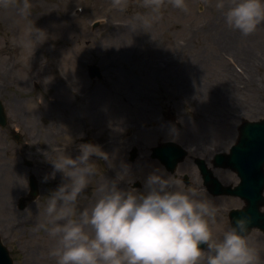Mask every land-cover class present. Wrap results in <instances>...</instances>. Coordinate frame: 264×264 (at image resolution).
<instances>
[{"label":"rangeland","instance_id":"obj_1","mask_svg":"<svg viewBox=\"0 0 264 264\" xmlns=\"http://www.w3.org/2000/svg\"><path fill=\"white\" fill-rule=\"evenodd\" d=\"M27 2L29 14L23 15L25 0H0V57L14 56L22 80L8 86L22 109L12 113L4 104L7 126L0 128V239L14 264H56L49 254L55 240L38 225L45 223L47 200L61 182L59 172L42 179L57 153L75 156L82 140L90 139L108 154L97 149L92 157L96 171L79 197L83 208L100 185L120 179L122 168L128 172L120 186L131 191L155 168L169 175L148 156L165 128L180 134L166 139L187 149L185 163L195 171L190 159L201 158L211 168L213 156L235 143L241 123L264 118V22L243 36L225 26L217 0H186V9L173 7L171 0ZM28 39L32 47L25 46ZM35 51L37 75L27 67ZM87 65L97 66L101 78L89 79ZM60 75L70 78L71 92ZM72 91L84 94L90 110L82 113L81 98ZM132 147L138 152L133 162ZM211 170L224 185L237 183L231 172ZM28 175L35 178L39 197L15 209L28 189ZM190 179L191 185L176 187L197 188ZM205 192L218 208L210 227L219 236L229 224V210L243 204ZM248 238L264 264V233L253 230Z\"/></svg>","mask_w":264,"mask_h":264},{"label":"clouds","instance_id":"obj_2","mask_svg":"<svg viewBox=\"0 0 264 264\" xmlns=\"http://www.w3.org/2000/svg\"><path fill=\"white\" fill-rule=\"evenodd\" d=\"M171 3L178 9L187 7L186 0ZM215 6L225 26L243 36L264 22V0H217ZM29 10L25 0L22 14ZM149 22L145 20V26ZM25 46L32 47V40ZM77 147L75 156L65 151L49 159L52 171L42 177L47 181L61 174L44 208L45 223L38 225L55 240L49 254L56 264H200L202 258L205 264H260L259 251L247 235L250 215L234 217L214 236L210 225L216 222L218 208L205 190H181L159 168L147 174L138 191L120 186L128 172L122 168L120 179L100 185L95 199L78 208L96 171L92 157L99 154L97 149L103 151L92 143Z\"/></svg>","mask_w":264,"mask_h":264},{"label":"water","instance_id":"obj_3","mask_svg":"<svg viewBox=\"0 0 264 264\" xmlns=\"http://www.w3.org/2000/svg\"><path fill=\"white\" fill-rule=\"evenodd\" d=\"M135 0H129L134 2ZM90 78H101L98 67L89 66ZM6 125V117L0 103V127ZM18 140V136H15ZM153 158L158 159L164 167L173 172L176 164L183 160L186 152L174 143H166L159 148L153 149ZM135 154L131 153L132 161ZM196 164L201 173L203 183L208 192L213 196H232L241 199L245 206L241 210L230 211L228 218L234 222L233 218L240 215H250L251 224L249 232L258 229L264 233V119L257 122H243L238 128V138L236 143L230 148L228 153L216 154L214 164L216 167L229 168L236 173L239 178V184L232 188L223 186L216 178L213 177L210 170L207 169L203 160H196ZM28 167L30 162H26ZM29 188L31 199L37 197L38 188L33 176L29 177ZM22 208V207H21ZM206 248V245H200ZM0 264H13L7 248L2 244L0 239Z\"/></svg>","mask_w":264,"mask_h":264},{"label":"flooded vegetation","instance_id":"obj_4","mask_svg":"<svg viewBox=\"0 0 264 264\" xmlns=\"http://www.w3.org/2000/svg\"><path fill=\"white\" fill-rule=\"evenodd\" d=\"M16 47L19 49V42L18 41H16ZM36 50H37V48H36ZM36 52V54H32L30 57H29V60H28V63H27V67L30 69V70H32L31 72H33L34 74H36L37 75V72H38V67H37V63L39 64V57H37V51H35ZM10 59H7L6 60V58H5V56H3V57H0V101L2 102V105H3V107H4V104H6L7 106H8V110L10 111V112H12V113H18L19 112V110H21L22 109V107H20V105H19V101H18V99L16 98V97H10V92L8 91V86H9V84H19V86H20V83H22L21 81V78L17 75V71H16V69L19 67H17L16 66V68H15V59H14V56H10L9 57ZM86 69H87V72H86V74H87V76H88V78L90 79V77H89V72H88V65H87V67H86ZM41 72H42V70H41ZM34 74H32V75H34ZM39 74V73H38ZM66 76V75H65ZM64 76V77H65ZM60 77L63 79V77L60 75ZM45 80H46V77H45ZM66 80V83H67V86H66V88L67 89H69L70 90V92H71V90H72V88H71V86H72V83H71V81H70V78H64L63 79V82ZM53 83H55V82H53ZM61 83V82H60ZM50 84H51V82H50ZM62 84V83H61ZM82 86H84V85H82ZM75 93V91H72V93ZM80 92H82V91H80ZM84 92V91H83ZM83 93L81 94V93H75V96L76 97H78V98H81V101H80V108H82V113H84V112H86V110H85V104H84V101H82L83 99ZM3 100V101H2ZM17 102V104H13V102ZM4 111H5V114H6V116H7V113H6V109H5V107H4ZM165 130V133H164V131H163V133H160L157 137H156V139H155V141L156 140H159V139H161L160 140V142H153V146H151V148H150V150H149V154H148V156H149V158H150V160H152V161H155L154 159H152L151 158V150L153 149V148H155V147H158V146H160L161 144H163V143H166V142H175V143H177L176 142V139H172V140H167L166 139V137H167V134H171V135H176L177 136V138L180 136V134L179 133H177V132H175V131H172L171 129H169V128H165L164 129ZM160 135L162 136V138H160ZM153 138H151L150 140H152ZM178 144V143H177ZM134 147H132V153H133V149ZM136 154H137V156H136V158L138 157V152L136 151L135 152ZM189 156V155H188ZM188 156L184 159V161H182L177 167H176V171H175V173L174 174H170L169 173V175L171 176V177H173L174 178V180L176 181V184L178 183H182V184H185V185H191V179H190V177L191 178H193L192 179V181H193V183L196 185V187H197V189H200V188H202V184H201V180H200V175H199V173H198V171L196 170V167H195V165H194V160H195V158H193V159H190V161H191V163H192V165H193V167H194V169H195V171L194 170H191L190 168H189V165L188 164H186L185 163V161H186V159L188 158ZM135 158V159H136ZM183 165H186V168H185V166L184 167H181V168H179V166H183ZM163 168V167H162ZM163 170H164V172L165 173H168L164 168H163ZM178 170H179V173H178ZM224 171H228V170H224ZM185 176H187L188 178H187V183H185ZM133 188L134 189H140V188H143V186H141L140 184H137V183H135L134 184V186H133ZM28 199H29V195H28V189H27V191L24 193V195H23V198H21V199H19L18 200V202L17 203H15V205H13L14 207L13 208H15V209H19V207L20 206H24V204L26 203V201H28ZM6 208H8V206H6ZM9 209V208H8Z\"/></svg>","mask_w":264,"mask_h":264},{"label":"bare ground","instance_id":"obj_5","mask_svg":"<svg viewBox=\"0 0 264 264\" xmlns=\"http://www.w3.org/2000/svg\"><path fill=\"white\" fill-rule=\"evenodd\" d=\"M53 18V16H51L50 15V17L45 21V22H47V21H49V20H51ZM44 25H46L45 23H44ZM111 25V24H110ZM118 26V25H117ZM116 26V24H115V26H112L111 25V28L113 29V30H115V31H118V32H122V28H120V27H117ZM45 27V26H44ZM130 31H128L127 33H129ZM120 34V33H119ZM84 101V100H83ZM90 108H91V106L90 105H88V102L86 103V105H85V110H90ZM125 132H126V130H125ZM125 132H123V135L125 134Z\"/></svg>","mask_w":264,"mask_h":264}]
</instances>
